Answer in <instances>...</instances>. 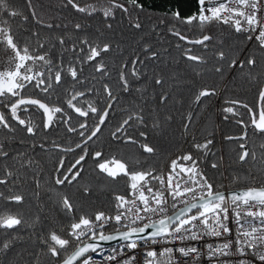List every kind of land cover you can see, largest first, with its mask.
Returning <instances> with one entry per match:
<instances>
[{
    "label": "snow or ice",
    "instance_id": "6c2138e0",
    "mask_svg": "<svg viewBox=\"0 0 264 264\" xmlns=\"http://www.w3.org/2000/svg\"><path fill=\"white\" fill-rule=\"evenodd\" d=\"M196 3L198 11L187 17H181L178 9L175 11L169 9L171 14L166 13L158 17L155 23H151L152 17L148 15L140 0H123V2L121 0H96L95 3L83 6L80 0H61L60 6L62 8L71 6L74 11L87 16H93L99 12L105 21L115 19L117 10H119L127 18L129 28L137 32L145 31L141 14L143 13L144 17L149 20L150 27L146 35L140 37L142 43L139 53L134 55L130 65L123 62L117 70L116 82L120 86L121 93L139 94V98L143 99L148 92L146 86H135L128 77L130 75L136 81H140L146 75L141 66L146 65L147 61L155 62L160 58V52L155 50L152 43L148 41L147 35H160L161 33L157 30L162 26L166 27L168 34L177 37L179 41L189 45L201 46L204 51H213V58L221 63L227 62L229 68L243 69L248 67L249 78L255 81L256 75L254 73L258 63L256 57L249 56L246 60L238 61L235 58L229 59L228 53L223 50L222 46L216 50L210 49V42L215 37L209 34L206 29L213 24L226 25L237 34H245L248 41L255 39L259 48L264 50V0H196ZM27 5L32 20L42 28L50 30L61 27L67 28V25L62 26L47 22L44 19L43 5L38 6L33 0H27ZM0 8L12 17L22 15L16 10L9 11L7 0H0ZM28 18V16H23L25 21ZM4 23L7 24V21ZM180 25L194 26L203 34L191 39L181 31ZM104 27L111 30L113 25L108 22L105 23ZM74 28L78 32H86V26L81 23H75ZM97 31L99 32V29ZM31 36L36 37L38 48L44 51L37 54V49L31 48V40L21 45L9 27H0V44L4 45L5 52L11 51V55L6 60L7 67L0 70V104L8 109L11 120L4 112H0V126L9 132H13L15 129L12 127L11 121H16L27 134L35 136L41 126L35 122L34 116L22 118L20 115L21 111L28 112L29 106H35L37 110L42 112L44 131L55 127L61 120L65 125H68L72 117L61 105L50 104L32 96H23L22 92L29 84L45 94H49L50 90H53L55 86L64 84L66 80L71 82L72 89H76V85H84L87 81V77H84L83 73L84 66L88 64H91L94 72L99 74V76L93 75L91 79L103 80L106 77H111L110 65L105 59V55L112 52L114 48L118 52L122 50L120 44H114L111 39L100 42L99 37L93 40L87 34L77 37L78 42L73 40L71 36H67V33L42 38L38 31H32ZM100 36L103 37L104 33L101 32ZM220 44L222 45L223 41H220ZM57 45H59L58 49ZM176 47L181 48L182 45L177 43ZM168 51L167 48L164 49L165 53ZM53 52H55V56H53ZM69 53L72 55H68ZM182 55L184 59L195 64L206 65L209 62L207 56L194 54L190 47L184 49ZM129 68L130 72L125 71ZM214 71L222 73L223 68L217 65ZM196 75H201V72L197 71ZM261 75H264V70L261 71ZM152 79L156 86L163 88L164 80L161 75L154 74ZM87 82L90 83V81ZM64 91L69 93L65 100L68 109L80 117H88L90 113L98 116V123L91 127L90 134L83 141L86 145L101 131V125H104L109 117V109L113 108V102L118 101L119 96L113 92L109 83H103L102 94L105 97L106 106L101 110L96 106L95 101H80L81 97H85L94 91V86L71 92L66 88ZM95 91L97 95L101 92L99 89ZM212 95H216L215 88L197 89L191 103L202 106L203 98ZM168 98V93L162 92L159 96L160 104H165ZM225 104L227 105L223 108V112L226 113L225 120L229 119L227 114L234 117L241 116L239 112L241 107L247 109L251 117L250 123H245L243 119H237L236 123L240 124L244 131L238 137L226 136L225 139L242 141L239 144L241 151L238 154L240 162H247L249 158L256 160V153L249 151L244 141L248 138L247 130L250 127L254 129L257 135L264 134V87H261L259 91L258 116L252 107L241 100H226ZM195 115L197 113L193 109L184 116L183 128L186 131L194 122ZM165 119L170 121L172 117L167 116ZM132 122L135 123L137 129L148 127V117L144 115L143 108L131 112L116 128L112 134L113 138L120 139L118 133L123 132L125 142L139 143L134 135L128 131V128L133 126ZM78 127L79 129H89L87 121L79 123ZM151 127L153 129L162 127L159 118L153 119ZM67 130L69 132L78 131L76 127L72 126H69ZM78 134L81 137L85 136L84 131H79ZM138 135L147 140L148 133L146 131H139ZM212 144L213 140L206 138L202 143L194 142L192 147L207 157L209 154L214 155L209 147ZM55 147L60 148L61 146L55 145ZM81 147L80 143L76 144V148ZM140 147L149 154L155 151L148 143H140ZM260 147L264 148V144H261ZM62 150L74 151L71 147ZM23 155V153H17V156L22 157ZM9 157L10 153L6 150L5 145L0 143V159ZM87 157L88 150L84 147L82 154L63 172L61 169H64L65 165L61 159L57 168L59 175L55 178V184L58 186L71 185L81 178L82 164ZM103 157L104 154L101 151L92 154L98 174H103L113 181L121 176L127 177L128 180L126 194L113 191L112 199L116 209L115 214L109 215L104 211H97L91 215L81 214L78 218L73 215L66 236L60 235L56 230L48 231L46 236L41 232L38 239L47 247L45 255L50 254L52 258H57L59 264H76L77 261L80 264H92V255L90 254L98 252L99 241L123 239L128 243L124 244L120 250L113 249V254L105 257L107 261L114 262V264H188L189 261L192 264H201V258L206 257L209 260L218 261V264H264V185L247 187L238 192H232L230 195L215 191L213 184L209 182L208 177L200 168L203 161L194 157L191 151L171 161L170 171L167 173L166 179L162 175H154V168L138 170L115 156L108 159ZM12 159H16V157H12ZM261 159L264 160V153H262ZM33 163L34 161L27 160L21 164V167H28ZM139 163V160L135 161V164ZM211 167L215 169L219 165L213 162ZM2 171L3 176L0 177V185L15 184L16 171L18 170H14L5 164ZM153 180L165 185L164 190L157 189L154 191L150 187ZM34 182L37 189L34 195L39 201L40 181L35 179ZM197 189L200 190V194L197 193ZM83 191L85 195H88L91 190L85 187ZM189 193L192 194L191 199L187 198ZM55 194L64 213L74 214L76 212V206L69 196L59 191H56ZM168 197H171L172 200L180 199L183 207L172 215L139 226L138 222H143L146 217L150 219L149 214L159 215L166 212L165 206L168 203ZM25 199L26 197L22 193H14L12 189H9L8 194L0 192V200L9 204L21 205ZM37 207L40 208V211L43 210L40 205ZM126 221L127 223H125ZM113 222L116 225H122L126 230L120 232L117 228L115 231L119 235H106L102 229L105 228L106 224ZM24 223V217L18 213L0 212V230L6 234L9 230L17 229ZM232 224L235 225V229L230 226ZM37 225L43 228V220L39 214L28 226L34 229ZM149 229L155 230L148 232ZM60 231L63 232L64 229L61 228ZM145 232H148L147 236L144 235ZM205 237L216 238L221 243H206L203 251L191 243L203 241ZM18 238V236H12L10 239L6 237L0 246V252L7 254ZM73 240L77 242L76 246L71 252H68ZM141 243L145 247L142 261L137 260L135 254L126 255L125 250L134 251L140 247ZM149 244L154 246L148 248L147 245ZM155 245H162V247L157 248ZM39 256L40 254L37 253V264Z\"/></svg>",
    "mask_w": 264,
    "mask_h": 264
},
{
    "label": "trees",
    "instance_id": "16d2710c",
    "mask_svg": "<svg viewBox=\"0 0 264 264\" xmlns=\"http://www.w3.org/2000/svg\"><path fill=\"white\" fill-rule=\"evenodd\" d=\"M7 2L9 11L16 10L22 15L12 17L0 8V27H9L21 45L31 40V48L37 49V54L44 50L38 48L36 37L31 36L32 31H38L42 38L67 33V36H71L77 42V37L85 34L93 40L99 37L100 42L111 39L114 44H120L122 51L118 52L114 48L112 52L105 55V59L110 65L111 77H106L103 80H92L93 75L99 76V74L94 72L91 64L84 66L83 76L87 77V81H91V83L86 81L77 90L94 86V91L85 97H81L80 101H95L96 106L103 110L106 105L105 97L102 94L103 83H109L113 92L119 96L118 101L113 103V108L109 109L108 120L102 125L101 131L86 145H82L81 148L74 149L72 152L62 150L68 147L72 148L80 143L90 133L91 127L98 123V116L95 114L90 113L88 117H80L67 108L65 100L68 98L69 93L65 92L64 89H69V92L75 90L71 88V82L67 80L64 84L55 86L49 94L42 93L32 84H29L22 95L36 97L50 104L55 103L63 106L72 117L68 125H65L61 120L55 127L44 131L42 112L37 110L35 106H29V111H21L20 115L22 118L34 116L35 122L41 126L35 136L27 134L16 121H11L12 127L15 129L13 132H9L0 126V143H3L10 153L9 158L0 159V177L3 176L2 169L5 164L14 170H18L16 171L15 184L0 185V192L8 194L9 189H12L14 193H22L26 197L25 202L21 205L9 204L4 200H0V212L11 211L20 214L25 219L23 225L18 226L17 229L9 230L7 234L0 230V246H2L6 237L8 239L12 236L19 237L7 254L0 252V264H37V253L40 254L38 264H58L59 260L57 258H52L50 254L45 255L47 247L38 239L41 232L46 236L48 231L56 230L60 235L66 236L73 215L78 218L81 214L91 215L97 211H104L107 214L113 213V191L126 194L128 180L127 177L121 176L113 181L103 174H98L95 162L92 159V154L96 151L103 152L104 159L115 156L128 162L138 170L154 168V175L158 176L162 175L164 171H170V163L173 159L191 151L194 157L203 161L200 168L208 177L209 182L213 184L215 191L223 189V174H225L227 186L231 190H243L247 187L264 185V160L261 159L264 148L260 147L261 144H264V134L257 135L253 128H248V138L244 142L249 151L256 153L257 159L252 160L249 158L247 162L243 163L238 160V154L241 151L239 144L242 141L225 139L226 136L238 137L244 131L241 125L236 123L237 119H243L245 123L251 122L247 109L242 107L239 108L241 116L234 117L227 114L229 119L225 120L226 113L223 112V108L227 106L225 101L241 100L252 107L256 113L259 91L261 87H264V75H261V71L264 70V50H261L256 42L248 41L245 34H237L226 25L213 24L206 29L209 34L215 37L210 42V49L216 50L222 46L223 50L228 53L229 59L235 58L238 61L246 60L249 56L256 57L258 63L254 73L256 75L255 81L250 80L248 67L243 69L238 67L229 68L227 62L221 63L213 58V51H204L201 46L189 45L179 41L177 37L168 34L166 27L162 26L157 30L161 33L160 35L148 34L147 39L152 43L155 50L160 52V58L155 62L147 61L146 65L141 66L146 75L140 81H136L130 75L128 77L133 85H144L148 88L144 98L140 99L139 94L121 93L120 86L113 85V83L117 80V70L120 64L127 62L130 65L131 59L140 51L142 43L140 37L146 35L150 27V22L144 17L143 13L141 18L145 31L137 32L129 28L127 18L119 10H117L115 19L105 21L99 12L93 16H87L74 11L71 6L62 8L60 6L61 0H33L38 6L43 5L44 19L47 22L62 26L67 25V28L61 27L50 30L42 28L32 20L27 0H7ZM95 2L96 0H80L82 6ZM140 3L144 5L148 15L152 17L151 23H155L158 17L166 13L170 15L169 9L172 11L178 9L181 17H187L197 11L196 0H140ZM23 16H28V20H23ZM4 21H7V24ZM108 22L113 25L111 30L104 27L105 23ZM75 23L85 25L86 32H78L74 28ZM180 28L191 39L203 34L194 26L180 25ZM97 29H99V32ZM101 32L104 33L103 37L100 36ZM220 41H223L222 45ZM177 43L181 44L182 47L177 48ZM189 47L193 49L194 54L207 56L209 62L202 65L184 59L182 52ZM58 48L59 45H57ZM165 48L169 50L167 53L164 52ZM9 52L11 51L5 52L4 45L0 44V59ZM68 55L72 54L69 53ZM53 56H55V52H53ZM217 65L223 68L222 73L214 71ZM125 71L130 72V68L125 69ZM197 71L201 72V75L197 76ZM154 74L162 76L164 80L163 88L154 84L152 79ZM203 87L215 88L216 95L203 98L201 101L202 106L193 105L191 103L192 98L197 89ZM96 89L101 90L99 95H97ZM162 92L168 93L169 98L165 104H160L159 101ZM83 106L86 107V105ZM139 108H143L144 115L148 117V127L137 129L135 123L132 122L133 126L128 128V131L134 135L139 143L125 142L123 132L118 133L120 139H114L112 134L116 131V128L131 112L138 111ZM193 109H195L197 115H195L190 129L186 131L183 128L184 116ZM0 112H4L11 120L8 109L3 107L2 104H0ZM167 116H171L172 119L170 121L166 120ZM156 118H159L162 123V127L159 129L151 127L153 119ZM84 121H87L89 129H79V123ZM69 126L76 127L78 131L69 132L67 130ZM79 131H84L85 136L81 137L78 134ZM139 131L148 133L147 140L139 137ZM206 138L213 140V144L209 147L214 155L209 154L204 157L203 153L197 152L192 145L194 142L202 143ZM21 141L23 142L21 143ZM140 143H148L149 146L154 148V153L144 152L140 147ZM12 145H18L24 150L13 149ZM55 145L61 147L57 148ZM84 147L88 150V157L82 164L81 178L71 185H56L55 178L59 175L57 168L61 159H63L65 165V168L61 169L63 172L82 154ZM17 153H23L24 155L22 157L17 156ZM12 157H16V159H12ZM27 160L34 161V163L28 167H21V164ZM136 160H139L140 163L135 164ZM180 162L183 163V161ZM213 162L218 163L219 167L212 168L211 164ZM35 179L40 181L39 201L34 195L37 191ZM85 187L91 190L88 195L84 194L83 189ZM56 191L71 198L76 206L74 214H66L62 211L58 197L55 194ZM38 205L42 207V211L37 207ZM37 214L43 220V228L37 225L33 229L28 225L32 224ZM61 228L64 229L63 232L60 231ZM115 229L117 228H110L105 234L114 233ZM76 243L73 240L68 252L75 248ZM76 264H80V262L77 261Z\"/></svg>",
    "mask_w": 264,
    "mask_h": 264
},
{
    "label": "built area",
    "instance_id": "2783aa9c",
    "mask_svg": "<svg viewBox=\"0 0 264 264\" xmlns=\"http://www.w3.org/2000/svg\"><path fill=\"white\" fill-rule=\"evenodd\" d=\"M197 11H198V7H197ZM250 42H256V41H255V39H253ZM222 168H223V172H224L223 161H222ZM177 171H178V169H177ZM168 172L169 171H164L162 173V176H164L165 179L167 177V173ZM150 187H152L154 191L157 190V189L164 190L165 185H162V184L159 183V181L155 180L154 182H151ZM228 190H229V188L227 186L226 176H225V174H223V189L221 191L227 192ZM197 193L200 194V190L199 189H197ZM226 195H228V194H226ZM191 196H192V194L189 193L187 198L191 199ZM173 205H175V207H173ZM165 207H166V212L161 213L159 215H157V214H149L150 215V219L148 217H146L143 222H138L139 226H143L144 223H151L153 221H158L159 219L163 218L164 216L171 215L172 213H174L175 211H177L178 209L183 207V204L181 203L180 199L172 200L171 197H168V203H167V205ZM115 211H116V209L114 208L113 213L109 214V215H114ZM125 223H127V221ZM133 226H137V225H133ZM230 226L233 227V229H235V225L234 224H232ZM110 228H125V227H123L122 225H116L113 222V223L106 224L105 228L102 229V231L105 233ZM126 243H128V241L121 242V243H116V244H113V245H111L109 247L101 248V249L98 250L97 253H91L90 255H92V264H114V262L107 261L105 259V257H107L108 255L113 254V249L120 250L122 248V246L124 244H126ZM191 243H193L196 247L200 248L203 251V250H205L206 243L219 244V243H221V241L216 239V238H213V237H205V240H203V241L191 242ZM153 246L154 245H151V244L147 245L148 248H151ZM155 247L160 248V247H162V245H155ZM144 251H145V247H144L143 243H141L140 247H138L134 251L125 250L127 256H131V255L135 254L136 257H137V260H139V261L143 260V252ZM188 264H192V262L189 261ZM201 264H218V261L209 260L206 257H202L201 258Z\"/></svg>",
    "mask_w": 264,
    "mask_h": 264
},
{
    "label": "water",
    "instance_id": "95a60500",
    "mask_svg": "<svg viewBox=\"0 0 264 264\" xmlns=\"http://www.w3.org/2000/svg\"><path fill=\"white\" fill-rule=\"evenodd\" d=\"M238 191H240V190H228L227 192H225V191H220V192H223L225 195L226 194H228V195H230L232 192H238ZM179 210V209H178ZM177 210V211H178ZM177 211H175V212H177ZM194 211V210H193ZM174 212V213H175ZM173 214V213H172ZM171 214V215H172ZM155 229H149L148 230V232H150V231H154ZM148 232H145L144 233V235L145 236H147L148 235ZM109 234H113V233H107L106 235H109ZM121 242H126V241H124L123 239H113V240H111V241H99V243H100V248H104V247H109V246H111V245H113V244H116V243H121ZM59 264V263H58Z\"/></svg>",
    "mask_w": 264,
    "mask_h": 264
},
{
    "label": "flooded vegetation",
    "instance_id": "af4514ba",
    "mask_svg": "<svg viewBox=\"0 0 264 264\" xmlns=\"http://www.w3.org/2000/svg\"><path fill=\"white\" fill-rule=\"evenodd\" d=\"M9 53H10V52H9ZM9 53H8V54H9ZM8 54H6L5 56L7 57ZM5 56H4V57H5ZM4 57H3V58H4ZM1 59H2V58H1ZM43 70H45V69H43ZM90 83H91V81H90ZM113 85H118V86H119V84H118L117 82L113 83ZM79 86H80V85H76V89H75V90H77ZM75 90H73V91H75ZM12 99H13V98H12ZM74 103H77V101H74ZM113 103H114V102H113ZM105 106H106V105H105ZM257 106H258V104H257ZM257 108H258V107H257ZM258 111H259V108L257 109V112H256V113H257V116H258ZM107 120H108V118H107ZM107 120H106V121H107ZM105 123H106V122H105ZM101 127H102V125H101ZM89 134H90V133H89ZM89 134H88V135H89ZM93 138H94V137H93ZM85 139H86V138H85ZM85 139H82V141L80 142L81 145H84L83 141H84ZM12 141H13V140H12ZM13 142H14V141H13ZM88 142H89V141H88ZM14 143H15V142H14ZM12 148H13V149H17V148H18V150H24L23 148H20L18 145H17V146L12 145ZM72 148H73V149H77V148H76V145H75L74 147H72Z\"/></svg>",
    "mask_w": 264,
    "mask_h": 264
},
{
    "label": "rangeland",
    "instance_id": "374dc122",
    "mask_svg": "<svg viewBox=\"0 0 264 264\" xmlns=\"http://www.w3.org/2000/svg\"><path fill=\"white\" fill-rule=\"evenodd\" d=\"M9 55H11V52L7 55V57H8ZM7 57L5 56L4 58L0 59V70H4V69L7 67V65H6ZM229 190H230V189H229ZM119 230H120V232H123V231H125L126 229H125V228H121V229H119ZM111 235H119V233H117V232L115 231V232H114L113 234H111Z\"/></svg>",
    "mask_w": 264,
    "mask_h": 264
}]
</instances>
